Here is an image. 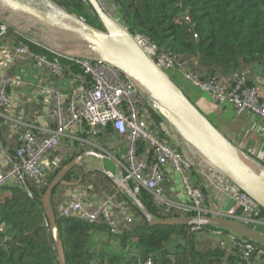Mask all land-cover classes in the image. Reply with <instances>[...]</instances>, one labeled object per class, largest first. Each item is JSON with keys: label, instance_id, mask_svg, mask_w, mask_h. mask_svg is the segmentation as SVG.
Returning a JSON list of instances; mask_svg holds the SVG:
<instances>
[{"label": "built area", "instance_id": "1", "mask_svg": "<svg viewBox=\"0 0 264 264\" xmlns=\"http://www.w3.org/2000/svg\"><path fill=\"white\" fill-rule=\"evenodd\" d=\"M83 2L88 4V0ZM98 2L114 16V10L106 0ZM9 27V20L1 15L0 37L7 33ZM136 38L161 69L170 76L169 71L180 73L186 81L206 93L216 103L218 111H225L230 104L237 116L251 113L264 119L261 90L249 82L248 74L234 70L228 83L219 80L218 76L202 80L190 70V61H184L172 52H158L143 36ZM23 56L35 61L38 68L56 79L50 84L46 94V113L51 126L46 133H42L37 120L27 121L21 144L14 154L0 141V189L11 182L27 185L29 180H45L51 170L46 162L47 157L66 140L71 141L74 144L72 148L79 151L92 150L111 156L112 153L102 148L97 141L100 137L109 135L113 146L118 149V154L114 152L112 157L120 166L124 182L136 195L143 190L149 191L164 217L180 213L174 217L221 216L258 230L259 226L264 225L262 207L227 177L222 191L229 194L232 200L229 208H212L208 205V196L203 187L193 181L192 174L195 169L198 172L206 168L217 169L198 154L201 159L199 162L186 155L183 147L189 146L173 126L163 117L161 122H155L150 112V108L154 107L146 90L118 66L107 62L100 55L62 56L83 71V74L75 73L77 84L74 83L66 95L61 80L72 69V65L64 64L58 57L50 58L36 53L26 44L16 45L7 61V69L0 78V111L11 106L10 89L13 79L10 72ZM193 60L195 61L194 58ZM110 130L111 134H108ZM168 168L181 174L191 201L189 204L177 202L166 194ZM27 192L29 196H33L30 190ZM121 192L126 193L118 187L116 191L105 196L100 207L93 211L88 210L75 193L67 198H57V217H80L90 223L103 222L112 234L122 235L134 224L135 215L117 200ZM203 230L202 225L191 226L192 232ZM213 233L220 239L218 246L227 254H241V264L264 262V246L258 247L245 238L221 229H213ZM141 264H155V259L151 256Z\"/></svg>", "mask_w": 264, "mask_h": 264}, {"label": "trees", "instance_id": "2", "mask_svg": "<svg viewBox=\"0 0 264 264\" xmlns=\"http://www.w3.org/2000/svg\"><path fill=\"white\" fill-rule=\"evenodd\" d=\"M54 1L88 23L103 28L92 7L83 0ZM114 5V13L134 36L145 37L158 52H172L190 61V70L202 80L218 76L228 83L234 70L249 74L251 65L264 64V0H117ZM8 31L16 34L17 45L26 44L36 53L58 57L64 64L72 65L74 73L83 74L78 65L16 32L13 27ZM173 73L171 77L177 82L181 74ZM150 112L156 123L163 120L153 108ZM57 150L54 155L59 153ZM9 152L14 154L15 150ZM83 152L80 150L54 165L45 180H29L27 185L11 182L0 189V264H60L41 198L58 170ZM79 169L80 166L72 169L64 181L78 177ZM61 184L53 193L54 207L55 194ZM28 190L33 193L32 197ZM138 197L155 216H165L149 191L143 190ZM117 200L135 215L134 224L122 235L112 234L103 222L90 223L80 217L58 219L67 264H141L151 256L155 264L243 262L240 253L227 254L219 246L199 244L201 232H192L189 225H151L126 193L121 192ZM104 232L110 237L109 242H101Z\"/></svg>", "mask_w": 264, "mask_h": 264}, {"label": "water", "instance_id": "3", "mask_svg": "<svg viewBox=\"0 0 264 264\" xmlns=\"http://www.w3.org/2000/svg\"><path fill=\"white\" fill-rule=\"evenodd\" d=\"M102 29L60 6L54 0H0V10L22 14L42 31L71 33L91 47L94 54L118 66L149 94L154 109L165 118L180 138L200 157L264 209V166L230 140L198 107L168 73L161 69L143 46L116 16L102 8L98 0H88ZM28 21V22H27ZM33 29V28H32ZM33 33V32H32ZM39 37V36H38ZM89 156L109 158L98 151H84L63 165L49 182L41 202L45 209L60 264H67L60 237L58 217L52 197L55 189L75 167ZM111 175L118 187L132 198L151 225H202L224 228L231 233L264 245V232L221 216L157 217L139 199L121 174Z\"/></svg>", "mask_w": 264, "mask_h": 264}, {"label": "crops", "instance_id": "4", "mask_svg": "<svg viewBox=\"0 0 264 264\" xmlns=\"http://www.w3.org/2000/svg\"><path fill=\"white\" fill-rule=\"evenodd\" d=\"M110 7L114 8L115 11L114 3ZM0 15L6 16L7 19L10 15H16L24 22L28 20L23 15L7 12L3 9L0 10ZM114 16L117 15L114 13ZM16 45L17 37L15 33L7 31L5 35L0 37V78L7 69V61ZM10 73L13 79V86L10 89L12 95L11 106L0 111V141L8 151L16 150L21 144L27 121L37 120L39 131L42 133H46L49 129L51 124L46 113V94L50 84L56 80L50 77L46 71L38 68L35 61L24 56L20 58ZM73 73L71 69L67 72L65 78L61 80L66 95L69 94L74 83L77 84L76 74ZM248 73L250 83L260 88L264 99V64L251 65L248 68ZM177 79L184 84V91L192 100L199 102V104L203 102V104H200V108L218 128L264 166V119L251 113L237 116L230 104L227 105L225 111H218L216 103L206 93L184 80L181 75ZM110 138L111 136L105 135L97 141L106 151L112 154L117 153L118 149L113 146V140ZM73 145L71 141L66 140L58 148L59 153L55 156L54 154L48 156L46 162L51 168L60 164L62 160L79 151L75 147L72 148ZM187 151L188 153L185 151L186 155H189L192 160L197 162L201 160L191 148L188 147ZM202 171L198 172L195 169L192 179L203 187L208 196V205L212 208H229L232 200L229 194L222 191V185L227 181L225 176L215 169L206 168ZM119 172L120 166L116 160H111L110 157L89 156L80 166L78 177L62 182L55 194V200L57 198H67L75 193L88 210H97L100 207L101 200L118 188L111 175H119ZM167 172L169 180L166 183V194L177 202L189 204L191 201L185 190L181 174L173 168H168ZM103 235L101 242H109L110 237L108 234L104 232ZM95 239L99 241L97 237ZM219 240V237L214 235L213 229L202 232L198 238L199 244L202 246L207 241L215 247L219 245Z\"/></svg>", "mask_w": 264, "mask_h": 264}, {"label": "rangeland", "instance_id": "5", "mask_svg": "<svg viewBox=\"0 0 264 264\" xmlns=\"http://www.w3.org/2000/svg\"><path fill=\"white\" fill-rule=\"evenodd\" d=\"M106 2L109 4V6H111L113 3H116L117 0H110V1L106 0ZM110 8L114 9L112 7H110ZM12 13L19 14L16 12H12ZM20 15H22V14H20ZM116 17L120 21V17L118 15ZM8 18H9L8 20H9L11 27L16 29L17 31H20L27 38H30L31 40L39 43L41 46L45 47L46 49L50 50L51 52H54L55 54H58L61 56H89V55H91L90 49H89L88 45L85 43V41L83 42L77 36H75L71 33L63 32V31H59V30H55V29L51 30L49 32H45V31L40 32L41 30L39 28H37V29L35 28L36 27L35 22H34V25L31 26L29 23H26L22 19H19L18 16H16V15H10V16H8ZM32 32L34 35L32 34ZM169 73L171 74V76H174V73L172 71H169ZM177 82L179 83L180 87L184 90V88H185V87H183L184 84L180 83L179 80H177ZM194 103L198 107H200V104H203V102H200V104H199V102H196V101H194ZM183 148L188 153L187 147H183ZM53 154H55V151L53 152ZM112 155L113 154H111V156L110 155H108V156L111 158V160H115V158L112 157ZM208 229L211 230V228L204 226L203 232L207 231ZM259 229L264 230V225L259 226ZM204 245L209 246V247L210 246L213 247V244L209 243L207 241L204 242Z\"/></svg>", "mask_w": 264, "mask_h": 264}, {"label": "bare ground", "instance_id": "6", "mask_svg": "<svg viewBox=\"0 0 264 264\" xmlns=\"http://www.w3.org/2000/svg\"><path fill=\"white\" fill-rule=\"evenodd\" d=\"M36 28V27H35ZM37 29V28H36ZM90 45H89V43H88V47H89ZM89 49H90V53H91V55H93L94 54V51L91 49V47H89Z\"/></svg>", "mask_w": 264, "mask_h": 264}]
</instances>
